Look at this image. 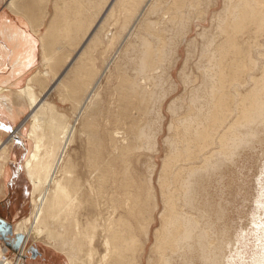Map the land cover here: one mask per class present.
I'll use <instances>...</instances> for the list:
<instances>
[{
	"label": "bare ground",
	"instance_id": "1",
	"mask_svg": "<svg viewBox=\"0 0 264 264\" xmlns=\"http://www.w3.org/2000/svg\"><path fill=\"white\" fill-rule=\"evenodd\" d=\"M36 1L7 7L27 15ZM61 1L43 40L53 85L35 72L0 97V119L16 122L23 102L30 111L13 133L30 125L31 212L12 234L22 245L49 239L65 264H229V163L264 142V0ZM117 12L116 34L106 26ZM25 34L0 23L12 74L37 61ZM56 89L69 93L70 115L47 101Z\"/></svg>",
	"mask_w": 264,
	"mask_h": 264
},
{
	"label": "rangeland",
	"instance_id": "2",
	"mask_svg": "<svg viewBox=\"0 0 264 264\" xmlns=\"http://www.w3.org/2000/svg\"><path fill=\"white\" fill-rule=\"evenodd\" d=\"M42 3H37L39 5L35 6L33 9H29L31 16L35 19H40L38 26H32L33 31L36 33L39 38L38 41V62L36 61V66L34 65L32 75L35 72H44L47 71L46 77L43 78L44 84L46 86H52L53 84V70L52 61L50 63L49 58L43 53V40L50 33V28L48 30L49 24L51 20L57 16L60 11L61 0H39ZM8 0H1L0 2V14L6 10ZM37 2V1H36ZM48 3V4H47ZM47 4V5H46ZM39 8V9H38ZM6 11L9 14H14L9 8ZM28 12V11H27ZM44 13V14H43ZM38 14V15H36ZM15 15V14H14ZM117 16V17H116ZM120 13H116L112 18H110L107 22L106 29H110L112 32L116 29L119 32L120 30ZM0 17H4L1 15ZM52 18V19H51ZM113 19V20H112ZM117 19V20H116ZM114 21V22H113ZM116 22V23H115ZM112 23V26H111ZM115 23V24H113ZM119 23V24H118ZM51 25V24H50ZM115 25V26H114ZM114 27V28H113ZM114 29V30H113ZM195 30L190 34V39H194ZM47 35V36H46ZM57 44L51 46V53L58 54L60 51L65 53V48L60 49V51L56 47ZM2 47L3 45L0 44ZM55 49V50H53ZM68 53V50H66ZM44 56V57H43ZM37 57V54H36ZM184 55H182L183 59ZM47 58V59H46ZM37 59V58H36ZM48 62V63H47ZM50 64V65H49ZM46 67V68H45ZM51 67V68H49ZM53 69V70H52ZM52 70V71H51ZM51 71V72H50ZM57 74V73H56ZM55 74V75H56ZM28 76V77H29ZM48 76V77H47ZM27 77V78H28ZM177 71L175 72L174 79L177 81ZM26 84V82H25ZM23 88V87H22ZM21 89V88H20ZM17 90L5 91L0 93V97L12 98L13 93L17 92ZM58 89L53 90L49 96H47V101L53 104L58 112H64L66 115H70V96L69 93L64 91H60L62 93L57 92ZM39 89L35 91V94L39 93ZM182 91V90H181ZM67 93V94H66ZM59 96V99H58ZM64 96V97H63ZM61 97L63 98L61 99ZM19 98V97H18ZM20 99V98H19ZM21 100V99H20ZM23 102V100H21ZM20 102V103H21ZM62 102V103H61ZM24 103V102H23ZM23 106H19L23 109V113L21 115L20 121L17 125L20 126L27 119L30 111L28 106L23 104ZM64 104V105H63ZM21 105V104H18ZM67 109V110H66ZM43 119V117H41ZM165 130L162 136L164 139L167 135V130ZM16 127V128H17ZM28 128V122L21 129L22 135L25 138L14 135L12 130L9 133H6V136L0 135V143L7 142L8 137L10 136L12 139V143H8L6 146L8 150H6L5 154L0 153V162L2 163L7 161L16 162L17 166L14 168H9L10 171V181L4 186L2 185V181L0 180V219L6 221V223L10 224L12 227L14 224L29 216L31 212V203H30V191L27 184V179L25 177V173L23 170V162L27 157V148L29 147V140L26 138ZM263 131L257 130V135L260 134L263 136ZM261 129V130H262ZM12 135V136H11ZM23 138V139H22ZM161 139V140H162ZM261 141L248 142L247 145L239 149L241 151L240 155L235 154L234 160L229 163L231 173L226 176V180L224 182L229 183L231 187V191L227 192L226 201L228 202V210L226 214V218L230 220V237L234 242H236V248L229 251L226 250L225 261H228L229 264H264V142ZM9 151V152H8ZM5 155V160L4 156ZM3 158V160L1 159ZM2 160V161H1ZM160 162V158L158 159ZM0 163V164H1ZM10 167L9 164H6V168ZM8 171H4L5 177H8ZM212 185L210 189L211 193V203H218V191H215ZM213 206V204H212ZM213 209L214 206H213ZM15 235L12 234V237ZM31 236V237H30ZM28 239L25 241L24 245H21L20 249H24V256L21 258V262L19 264H24L27 259H33L32 253L30 251L32 249L37 250L43 258L37 255V259H50L56 258L60 263L65 264L64 256L59 249L53 248L52 244H50V240L43 239H35L34 236L30 235ZM23 237V242H24ZM22 242V244H23ZM4 249V252L0 254V261L6 258L10 262H14L18 251H12L9 247H7L0 240V251Z\"/></svg>",
	"mask_w": 264,
	"mask_h": 264
},
{
	"label": "crops",
	"instance_id": "3",
	"mask_svg": "<svg viewBox=\"0 0 264 264\" xmlns=\"http://www.w3.org/2000/svg\"><path fill=\"white\" fill-rule=\"evenodd\" d=\"M0 2H1V0H0ZM36 5H37V2L33 5V7L35 8ZM33 7H31V9ZM7 8L8 7H6V10L3 13L0 14V16L1 15H4V17H0V19H1L0 20V23L6 21L8 23V26L10 25L12 28L22 29V30H24L26 32L25 36L28 38V40L29 41L32 40L35 43V44L33 43L34 44V52H35V54H37V62H38V44L37 43L39 41V38L37 37L36 33L32 30V26L38 25L40 19H35L34 17L31 16L32 14H30V13L27 14L28 16L25 15V12L26 11L23 12L20 16L17 15V14H15V13H14L15 15L14 14H11V13L9 14L8 12H6V11H9V10H7ZM29 15H30V17H29ZM2 50H3L4 53L5 52L8 53L9 48L8 49L7 48L6 49L4 48ZM1 64H0V87L1 86L2 87L4 86L3 88H5L6 91H11V90H14L15 91V90H17L19 88L24 87L25 82L27 80V77L29 76L30 73H32L31 71L33 70L34 65L36 63L33 66L27 67L24 70L20 71L19 72V75L17 73L12 74V71L10 70V65H8L7 55H6V58L3 60V62ZM14 79H16V80L17 79H21L22 81L18 85H16L17 84L16 83L17 81L16 80L14 81ZM4 81L5 82L7 81V82L5 83ZM5 93H7V92H5ZM22 113H23V109L19 113V116H18V119L16 120V122H13V123L7 122L8 121L7 119H0V135H4L5 134L4 136H6V133L7 132L8 133H9V131L12 132V130H14L17 127V125H18V123L20 121V118H21ZM6 164H9L10 167L6 168ZM16 166H17V163L16 162H10V163H8L7 161H5V162L2 161V163L0 164L1 170L3 169L4 171L5 170L8 171L9 168H14ZM3 170H2V172L0 174V180L2 181V185L6 186L9 183V181H10V171H8L9 172L8 173V177H5V173H4ZM4 222H6V221H4ZM37 253L40 255L39 257H41L43 255V254L41 255V253H39L38 251H37ZM43 256L41 258H43ZM24 264H61V263L56 258H52L51 257L50 259H42L41 260V259H37V257L35 256V257H33V259L32 258L31 259H27L24 262Z\"/></svg>",
	"mask_w": 264,
	"mask_h": 264
},
{
	"label": "water",
	"instance_id": "4",
	"mask_svg": "<svg viewBox=\"0 0 264 264\" xmlns=\"http://www.w3.org/2000/svg\"><path fill=\"white\" fill-rule=\"evenodd\" d=\"M12 234V227L10 224H7L3 220L0 219V240L9 247L13 252L18 251L22 245L23 242V236L22 235H15L14 241L12 244L7 243L8 237ZM32 253L33 257L39 255L35 249H32L30 251Z\"/></svg>",
	"mask_w": 264,
	"mask_h": 264
},
{
	"label": "flooded vegetation",
	"instance_id": "5",
	"mask_svg": "<svg viewBox=\"0 0 264 264\" xmlns=\"http://www.w3.org/2000/svg\"><path fill=\"white\" fill-rule=\"evenodd\" d=\"M6 242L9 243V244H12V241H9V238H8V240Z\"/></svg>",
	"mask_w": 264,
	"mask_h": 264
}]
</instances>
